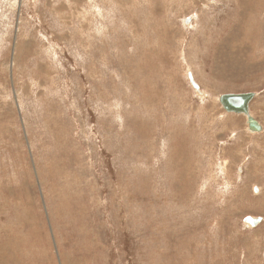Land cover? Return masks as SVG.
Wrapping results in <instances>:
<instances>
[{
  "label": "rangeland",
  "instance_id": "374dc122",
  "mask_svg": "<svg viewBox=\"0 0 264 264\" xmlns=\"http://www.w3.org/2000/svg\"><path fill=\"white\" fill-rule=\"evenodd\" d=\"M263 253L264 0H0V264Z\"/></svg>",
  "mask_w": 264,
  "mask_h": 264
},
{
  "label": "water",
  "instance_id": "95a60500",
  "mask_svg": "<svg viewBox=\"0 0 264 264\" xmlns=\"http://www.w3.org/2000/svg\"><path fill=\"white\" fill-rule=\"evenodd\" d=\"M188 21L189 18L186 19V23ZM188 79L192 88L196 91L197 94L200 95V92H198L200 90L199 86L190 73H188ZM254 96L255 94L251 92L222 94L218 98V103L226 113L243 116L245 119L246 129L249 134H260L263 132V127L251 115L249 110V104ZM257 191L258 189L254 187L253 192L256 193ZM260 221H262L261 217L256 218L247 216L245 219H243L244 225H248V227H255L260 223Z\"/></svg>",
  "mask_w": 264,
  "mask_h": 264
},
{
  "label": "bare ground",
  "instance_id": "6f19581e",
  "mask_svg": "<svg viewBox=\"0 0 264 264\" xmlns=\"http://www.w3.org/2000/svg\"><path fill=\"white\" fill-rule=\"evenodd\" d=\"M198 92H200V95H202V92L199 90ZM221 107V106H220ZM240 116V115H239ZM243 117V116H242ZM244 118V117H243ZM246 131H247V129H246ZM248 132V131H247ZM249 133V132H248ZM246 226V225H245ZM246 227H248V225L246 226ZM249 228V227H248Z\"/></svg>",
  "mask_w": 264,
  "mask_h": 264
}]
</instances>
